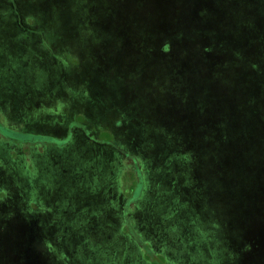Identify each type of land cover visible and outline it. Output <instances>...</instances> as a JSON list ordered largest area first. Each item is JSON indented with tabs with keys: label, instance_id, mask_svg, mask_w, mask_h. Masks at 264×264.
Returning a JSON list of instances; mask_svg holds the SVG:
<instances>
[{
	"label": "rangeland",
	"instance_id": "rangeland-1",
	"mask_svg": "<svg viewBox=\"0 0 264 264\" xmlns=\"http://www.w3.org/2000/svg\"><path fill=\"white\" fill-rule=\"evenodd\" d=\"M13 3L0 27L41 26L54 57L16 71L0 44V264H264V2L239 35L202 0ZM83 108L98 157L59 133Z\"/></svg>",
	"mask_w": 264,
	"mask_h": 264
},
{
	"label": "crops",
	"instance_id": "crops-1",
	"mask_svg": "<svg viewBox=\"0 0 264 264\" xmlns=\"http://www.w3.org/2000/svg\"><path fill=\"white\" fill-rule=\"evenodd\" d=\"M200 1V0H199ZM203 1V5L206 8H209V10L215 11L217 12L220 16H223L225 18H228L232 24V31L236 32V34L239 35V31L240 30V25L241 24H246L248 22V19L243 17L244 13L247 12L249 9L250 11V18H249V23H250V31L251 32H258V25H259V18H258V7H259V3L260 2H264V0H202ZM0 10H9L10 12L15 11V7H14V3L13 0H6V4L4 6L0 5ZM184 6L181 9V15L184 14ZM195 4L192 5L189 9L187 14L190 15H195ZM182 22V19L179 22V26ZM189 23V21H188ZM248 24V23H247ZM185 25H181V27H184ZM5 31H11L17 34L18 33H24L21 34V36H23L25 39H27V43H11V40H4L0 38V44H6L8 46H10V50L5 51L4 55L10 57L12 60V62H8V68L11 67L10 63L12 65H16V68L18 70H22L23 68L21 67V64L23 66H25V64H27L26 59L28 60V58L34 60L35 58L37 61L31 68L40 73V75H45L47 72H49L50 70V63L48 61L49 58H53L54 56L51 55H47L46 52H40L39 49H37L36 46L40 45V47H44V43L42 41V43L40 42L41 40L39 39H34L35 35L41 34L43 33L44 36V29L41 26L38 27H28L27 24H23V23H19V22H14V23H9L6 25V27H0V34H2ZM241 32V31H240ZM31 34V36L29 38L28 35ZM178 33H175V37H174V41L172 43L171 46H169L168 48H170L169 50L167 49L166 52V59H165V63L168 66V70L170 71V74L172 75V78L174 79H179L180 76H182V73L184 72V68L188 69L189 65L191 63H187L186 67H185V63L187 60H184L183 58H175V54H176V44L177 41L176 39H178ZM109 44V42L107 41V45ZM30 49V50H28ZM44 49V48H43ZM33 52H32V51ZM29 53H34V56L36 57H32V55L30 56ZM203 58L202 60H206L207 62L210 61L211 65H213V63H219V59H218V54L213 50L211 52H205L203 53ZM28 57V58H27ZM10 59V61H11ZM201 60V61H202ZM239 60V59H238ZM239 62L241 63V60H239ZM202 63V64H201ZM199 62V66L202 67L203 64H205L206 62ZM58 66L59 68H57V72L54 73L53 77L56 81L55 83V88L59 89V86L63 84V82L66 81V75H67V71H66V61H58ZM28 66V65H27ZM68 66V65H67ZM209 67V66H208ZM15 68L16 71H18ZM30 69V68H28ZM204 69H206L204 67ZM210 71V70H209ZM225 71V69L223 70ZM212 72V71H211ZM214 78V75H213ZM239 78L242 81V71H240L239 74ZM215 79V78H214ZM222 79H220L219 81H221ZM225 82V81H224ZM55 89V90H56ZM42 94V93H41ZM34 96V93H33ZM74 96V95H73ZM76 96L72 97L71 99H69L70 102H73L74 98ZM67 105V104H66ZM71 108H76V106H72ZM64 111L68 112L67 109H63ZM71 111V110H70ZM73 111V110H72ZM87 113V111L85 110V108H83L80 113H78L76 116H80L81 119L78 121L76 120V116L74 115V117L72 115H61L59 116V126H60V136L64 137L65 139H69L70 137L74 136L73 138H78L80 143L83 144L84 146V150L88 152V150L90 151H95V155L96 157L99 156L100 152H102V154H104L105 152V148L106 146H108V142L107 141H99L96 139H92L90 136V132H88L87 126H86V122L84 120V116ZM92 139V140H91ZM112 153V156H115ZM106 154V153H105ZM111 155V154H110ZM86 164V163H85ZM90 166V163L88 164ZM85 236V235H84Z\"/></svg>",
	"mask_w": 264,
	"mask_h": 264
},
{
	"label": "trees",
	"instance_id": "trees-1",
	"mask_svg": "<svg viewBox=\"0 0 264 264\" xmlns=\"http://www.w3.org/2000/svg\"><path fill=\"white\" fill-rule=\"evenodd\" d=\"M113 42H114V41H113ZM111 45H112V44H111V42H110L109 46H111ZM109 46H108V47H109Z\"/></svg>",
	"mask_w": 264,
	"mask_h": 264
}]
</instances>
